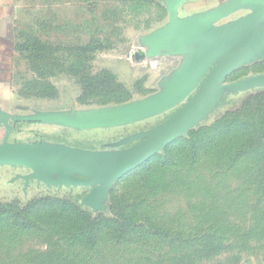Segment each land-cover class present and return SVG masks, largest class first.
I'll return each mask as SVG.
<instances>
[{
  "label": "rangeland",
  "instance_id": "rangeland-1",
  "mask_svg": "<svg viewBox=\"0 0 264 264\" xmlns=\"http://www.w3.org/2000/svg\"><path fill=\"white\" fill-rule=\"evenodd\" d=\"M15 2L17 86L28 113L80 123L23 124L19 135L31 144L123 154L176 116L211 70L168 103L97 125L127 115L176 77L165 59L169 7L164 0ZM259 79L264 54L229 76L198 124L98 199L93 186L47 185L28 166L0 165V264H264ZM34 198L41 199L32 205ZM12 202L31 210L6 208Z\"/></svg>",
  "mask_w": 264,
  "mask_h": 264
},
{
  "label": "water",
  "instance_id": "water-1",
  "mask_svg": "<svg viewBox=\"0 0 264 264\" xmlns=\"http://www.w3.org/2000/svg\"><path fill=\"white\" fill-rule=\"evenodd\" d=\"M167 25L173 53L188 52L190 44L199 43L187 65L160 92L127 110V115L101 126L123 124L151 107L168 103L205 77L192 100L170 121L135 147L120 155L103 156L65 144H13L7 138L0 145V165H25L32 176L47 185L95 187V198L105 194L124 175L142 165L165 147L183 136L207 114L226 87L229 76L245 63L264 54V8L222 27L205 25L200 19H179L175 8L169 9ZM173 48V49H172ZM157 51H149V55ZM159 52V51H158ZM156 53V52H155ZM137 58L141 55L137 54ZM264 79H259L262 81ZM28 120L62 122L79 125L68 117L34 115ZM10 133L12 127H9ZM94 198V199H95Z\"/></svg>",
  "mask_w": 264,
  "mask_h": 264
},
{
  "label": "crops",
  "instance_id": "crops-1",
  "mask_svg": "<svg viewBox=\"0 0 264 264\" xmlns=\"http://www.w3.org/2000/svg\"><path fill=\"white\" fill-rule=\"evenodd\" d=\"M167 7L175 8L181 20L191 17L200 19L205 25L222 27L238 21L264 8V0H164ZM17 6L15 0H0V145L7 138L13 144L29 143L19 135L23 124H53V121L28 120V107L17 86L18 47ZM199 43L190 44L188 52L173 53L168 49L166 65L172 66L169 76H176L192 58ZM173 49V48H172ZM167 50V52H168ZM178 65V66H175ZM9 127H12L10 133ZM18 136V137H17ZM1 166H4L1 164ZM231 264H261L257 260L233 262Z\"/></svg>",
  "mask_w": 264,
  "mask_h": 264
},
{
  "label": "trees",
  "instance_id": "trees-1",
  "mask_svg": "<svg viewBox=\"0 0 264 264\" xmlns=\"http://www.w3.org/2000/svg\"><path fill=\"white\" fill-rule=\"evenodd\" d=\"M18 47L20 48V44H18ZM20 95H22L21 94V92H20ZM264 97V94H259V95H257V97ZM252 105H253V103L251 102V99L250 100H248L246 103H245V106H244V108H250V107H252ZM260 106V105H259ZM173 143V142H172ZM169 147L171 146L170 144L168 145ZM167 146V147H168ZM159 154V153H158ZM156 156V155H155ZM154 158V157H153ZM41 198H43V197H41ZM41 198H34V199H32L31 201H30V203H32V205H34L39 199H41ZM6 205V208H9V209H13V208H20V212L21 211H30L31 210V207H29V203L28 204H26V206H23V207H20L21 205L20 204H17V203H14V202H12V203H7V204H5ZM19 220V219H18ZM18 223H21L22 225H25V226H27V225H30L31 224V222H25L24 220H19L18 221Z\"/></svg>",
  "mask_w": 264,
  "mask_h": 264
}]
</instances>
